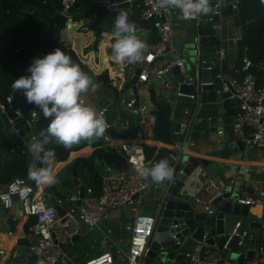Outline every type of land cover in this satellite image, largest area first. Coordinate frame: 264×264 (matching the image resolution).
Wrapping results in <instances>:
<instances>
[{"label":"built area","instance_id":"obj_1","mask_svg":"<svg viewBox=\"0 0 264 264\" xmlns=\"http://www.w3.org/2000/svg\"><path fill=\"white\" fill-rule=\"evenodd\" d=\"M73 2L74 0L63 2L64 8L60 14L65 16L66 21L60 34L64 32L68 22L72 20L73 14L68 9ZM236 3L237 1L234 0L232 4L234 9L236 8ZM174 14L173 9L167 11L158 9L156 0H142L141 18L150 22L158 40L150 46L144 54V59L140 61L144 66L137 75L136 87L145 85L153 77L157 83L167 90L166 92L175 91V105L179 99L191 101L194 105L193 112L190 113V109H187L184 110V114L191 115L190 119H192L193 123L200 124L205 121V129L210 131L214 127L216 134L221 137L224 130L221 126H214L215 113L211 114L209 112L206 115H201L200 113L204 105L213 106V104L202 103L197 91L193 93L181 92L179 90L180 83L171 85L172 81H170V78L172 76L166 75L170 68L169 64L164 63L157 69H152L151 67L157 57L164 56L166 53V46L171 40L172 25L176 19ZM197 18L198 16L194 19L182 20L191 22ZM93 39H95V36ZM241 40V31L239 27H236L231 41L240 47ZM196 42L197 38L191 43L192 57L200 56L203 63L212 61L215 58L225 59L226 51L224 48L211 50L205 56L201 53ZM67 46L73 49L71 45ZM240 48L242 50L241 59L243 64L238 71L243 72L242 77L238 78L232 76L228 71L220 70L215 76L220 80V89L217 92H230V99L238 98L240 100L239 111L234 115L232 123L235 139L242 142L243 148L256 147L264 149V81L258 84L257 76L250 70L251 68H257L264 72V62L254 64L248 57L246 48ZM176 63L177 65H182L180 60H177ZM212 68L213 66L206 67L208 70H212ZM184 83L193 85V77L186 74ZM211 84H213L212 80L201 82L199 87ZM199 91H201L200 88ZM10 98L11 96L7 97L9 102ZM120 102L122 109L133 116L143 117L147 113V106L136 101L133 95L128 98H122ZM0 109L3 110L2 105H0ZM14 111L17 116L22 118L24 125L28 126L29 129L35 126L37 111H31L29 117H24L18 110L14 109ZM99 111H103L105 114L107 109L102 107ZM107 124L111 127L110 122ZM129 124L128 119L122 121V127L125 130ZM33 137L37 138L36 135H29L30 142L33 141ZM101 140L104 145L114 147L121 154H124L126 167L114 168L110 165L105 166L104 173L101 176L102 182L99 196L92 197V190L88 187L85 188L86 195L81 199L79 206L77 201L80 198L77 193L68 197H57L53 202H49L43 193L38 192L32 184L21 177H15L4 190L0 191V206L3 209H11L15 204H18L20 214L25 215L27 218L30 216L35 218L34 223L26 233V237L31 242L30 247L37 252L38 258L35 264H80L74 261L72 257H68L66 255L67 252H63L62 248L71 243L73 236L81 235L82 226H85L88 231H100L103 239L113 248V251H102L88 258L83 264H116L117 259L123 264H167L146 262L149 251L148 239L153 233L155 219L153 215L141 213L138 209L141 196L149 190L152 183L147 178L141 177L136 169L138 167H150V165H154L160 160L154 157L147 159L142 144L134 139L127 137L117 140L116 137H112L105 132ZM175 144L178 146L179 152L187 155L188 150L185 149L184 143L175 141ZM168 157H171L172 161L177 160L172 153ZM201 170H203L202 167L196 168L190 173L189 178L194 179ZM112 172L115 173L114 176H110ZM194 189V202L208 212L211 211L212 201L224 193L223 187L213 179H208ZM256 193V196L241 197L238 202L245 205L260 202L264 214V184L256 188ZM63 205H66V208L64 213L60 214L58 208ZM122 206L129 207L132 212L131 220L123 226V229L128 232V237L124 243L127 246L126 251L113 241V229L106 224L110 212ZM243 235L248 239L251 237L246 232ZM118 243H122V240L119 239ZM4 254V249H0V258ZM14 255L15 251L11 252V257ZM183 256L186 258V264H235L228 259H221L219 253L213 250H206L202 257L199 256L197 250L184 251ZM248 264H264V262L256 258L248 262Z\"/></svg>","mask_w":264,"mask_h":264},{"label":"water","instance_id":"obj_2","mask_svg":"<svg viewBox=\"0 0 264 264\" xmlns=\"http://www.w3.org/2000/svg\"><path fill=\"white\" fill-rule=\"evenodd\" d=\"M136 3H142V0H74L68 11L74 13L80 11L82 17L90 18L89 28L94 30L95 39L93 41V49L97 50L98 42L101 39L102 23L105 17L113 16L116 11L129 8ZM212 11L207 15H199L194 21L189 22L187 34L178 51L173 50L168 44L165 49V55L157 57L156 60L164 61L169 64L167 76H172V83H180L179 90L183 93H193L197 91L198 97L202 103H211L215 108V127H222L224 133L218 138V143L223 148L213 151L214 155L228 156L230 153H237L243 150V144L236 140L233 135L232 123L233 117L239 111L238 98L230 99V92L219 93L220 80L215 77L219 71H228L233 73L242 67V50L239 47L237 51V59L232 66H228L225 59H213L212 61L201 62V57H192L191 43L197 38V46L202 50V46L217 45L220 42L221 31L224 28V19L230 18L233 25L239 27L237 11L240 4L237 2L236 8L232 7L234 0H210ZM46 19L54 25L53 39L60 41V32L64 27L66 18L63 14L55 16H47ZM177 60L182 65H177ZM144 64L139 65L132 73L129 80L124 83L123 89L130 88L138 101L136 80ZM213 66L212 70L206 67ZM193 68L195 74L192 75ZM186 74L194 79L193 85L184 83ZM213 81L211 85H203L199 87L201 82ZM201 91H199V88ZM16 91H12L14 96ZM165 96H169L171 106V132L173 141H180L185 144V149L192 152H198L201 142L212 144L208 136V130L193 128V121L190 119L186 123H176L173 121V112L175 107V91L165 92ZM0 129H4L12 138H15L26 151L27 157L33 161V156L29 150L30 129L24 125L20 116H17L14 109L10 106L7 98L0 97ZM99 110V108H97ZM105 120L109 123L107 113ZM143 127L140 129L142 132ZM106 132L112 137L116 133L111 127ZM124 157V154H121ZM177 158L172 161L171 157H167L169 165L174 169V177L172 180H165L156 188L155 197L152 198L155 203V225L152 235L148 239L149 251L146 259L147 263L159 262L167 264H186V258L183 251L187 246H194L200 257L206 250H213L219 253L221 259H228L235 264H243L252 261L256 255L252 250L245 249L248 246V238L243 235L248 227L260 228L262 223L250 221L248 217V205L240 204L238 200L241 198V192L235 178L225 184L222 182L224 193L212 201L211 211L208 212L200 208L193 199L187 189L192 182L189 178L191 172L196 168L202 167L205 172L211 174L217 172H226L223 164L212 163L210 159H201L179 151L172 152ZM152 165H150L151 167ZM152 181L151 177L147 178ZM85 194V186L79 187V200ZM16 199V197H15ZM19 210L18 204H15ZM18 215H16L17 217ZM0 220L6 222L12 231L17 223V218L11 217L8 212L0 207ZM79 235L73 236L71 243L62 248L63 252L67 250L77 241ZM31 242L26 237V232L22 231L15 241V255L11 258L12 264H35L37 261V252L32 249ZM261 251L264 252V238L261 242Z\"/></svg>","mask_w":264,"mask_h":264},{"label":"crops","instance_id":"obj_3","mask_svg":"<svg viewBox=\"0 0 264 264\" xmlns=\"http://www.w3.org/2000/svg\"><path fill=\"white\" fill-rule=\"evenodd\" d=\"M63 2H66L68 0H62ZM112 1V0H107ZM121 1V0H118ZM142 9V3H136L134 5H131L127 9L119 10L114 13L113 16L105 17L102 23V31H101V39L98 42L97 50H94L93 47V37H94V30L89 28L88 25H90V18L82 17L79 10H76L74 13H78L79 17H74L75 14L73 13L72 17V29L69 30V33L71 37L81 35L83 38V44L78 48V50L82 49V56H87L89 63L87 64L84 62V58L82 59L80 55L78 54V50L75 51L74 46L72 45V42L70 40H63L62 35L60 34V39H62V42H64V46L71 45L74 49L75 54L78 57V60L84 64L90 71H92L93 75H99L102 72L106 71L108 78L110 79L111 87L103 86L101 83H95L98 85L95 92H92L89 90L87 93L82 94L81 99L86 105L89 106H95L97 105V108L105 107L107 111V116L109 118V122L111 124V128L116 133V139L121 140L124 138H130L134 139L136 141H139L141 144H147L152 145L156 147V150L153 153V156L155 158L157 151L159 148H165L172 152L178 151V146L168 143H163L159 141H154L152 139L143 138L140 134L141 127L145 126V123L147 121L146 113L143 117L140 116H133L129 114L126 110L122 109L120 100L123 98H128L134 94L132 93L131 89H123L124 83L130 79L132 73L135 71V69L141 65L142 63L136 62L135 66L133 64H117L111 59V45L114 43V38L111 35L114 31L113 28V22L116 17L121 12H126L128 16L132 17H140L138 21H134L133 24L137 27L138 35H140L141 39L145 40V42L148 45V49L151 45H153V38H154V32L151 28V24L149 21H146L141 18L140 13L135 14L136 12H141ZM175 14L174 17L176 18L172 25V33H171V40H170V47L173 50L178 51L180 48V45L183 43L184 38L187 34V29L189 22L182 20L180 17L179 9H173ZM137 15V16H136ZM224 28L221 31V35L219 37L220 42L217 45H211V46H202L201 53L205 56L208 55V52L211 50L224 48L226 51L225 55V61L228 66H232L236 59H237V51L239 49V46L236 44H233L231 41V37L233 36L235 32L236 26L233 25L231 19L225 18L224 19ZM106 59V61H104ZM164 61L156 60L151 64L152 69H157L159 66L163 65ZM114 72V76L111 75V72ZM237 71H234L235 73ZM175 83L171 82V85H174ZM140 86V87H139ZM107 88L111 90V96L109 98L107 97ZM153 89L155 96L157 99H164L167 102L169 101V96H165L164 93L167 91L162 86L157 83L153 77L149 79V81L145 85H138L137 86V93L139 96L138 101L141 104H144L147 106V113L148 111H152L154 109V105L150 100L149 97V90ZM170 91V90H168ZM136 100V99H135ZM137 101V100H136ZM191 103V101H189ZM215 108L217 106H211V105H204L200 111L201 115H206L207 113H211L215 111ZM36 111H40L38 108ZM99 111V110H98ZM175 111V108H174ZM183 110L179 111V115L174 116L173 112V121L176 123H186V115ZM104 114V116H105ZM128 119L129 120V126L125 130L122 127V121ZM190 120V119H189ZM214 126L215 121H213ZM206 122H202L200 124L193 123V128L201 130L202 132L206 131L204 128L206 127ZM3 134L7 139H11L17 146L21 145L17 142L15 138H12L4 129H1ZM145 132V130H144ZM209 139L211 140L212 144H208L207 142H201L200 148L198 152H192L188 151L187 155L201 158V159H210L212 163L218 162L223 164V166L226 169V172H220L219 168L217 169V172H213L211 174H208L207 172L201 170L200 173L196 175L194 179H190L192 182L190 183V186H188V190L191 194V199L193 198L194 188L199 185L205 183L208 179H213L219 183V185L222 186V182L227 184L230 182L231 179L235 178L237 185H240L239 190L241 192V197L245 196H256V188H258L260 185L264 184V149L261 148H243L242 151H238L237 153H230L228 156H221V155H214L213 151H218L223 148V145L218 143L219 136L216 134L215 128L211 129L208 133ZM30 135H36L37 132L35 130V126L30 129ZM144 135V134H143ZM102 142L101 138H99ZM32 142V141H31ZM30 142V143H31ZM103 144V143H102ZM104 145V144H103ZM106 146V145H105ZM93 147L91 146H85L79 150L72 151L69 153V156L64 161H58L54 158L52 163V171L56 177V183L48 186V185H38L35 182V189L43 193L47 200L49 202H53L55 198L57 197H68L71 194L77 193L79 195V187L80 185H84L85 188H88L87 185H85V181L88 178L87 172L81 168L80 164L75 162V159L77 157H87L89 156L92 151ZM31 152V151H30ZM33 156V162L36 163V159L38 156V153L31 152ZM105 164H103L100 161L96 162V171L102 176L104 173ZM115 173L112 172L110 176H114ZM190 176V175H189ZM30 180V179H29ZM102 180V179H101ZM152 183L149 190L144 193L141 196L140 204L138 205V209L140 211V207L142 206V203L144 202L146 196H148L151 193V190H155L158 187L159 184L150 181ZM4 190V186H0V191ZM86 195V194H84ZM152 199V198H151ZM153 200V199H152ZM1 207V206H0ZM202 208L201 206H199ZM66 208V205H63L58 208V211L60 214L64 212V209ZM145 211L148 210L147 207L144 206ZM8 214L13 217L17 218V223L14 227V229L11 231L9 227L7 226L6 222L0 220V249H4L5 254L0 258V264H12V257L11 252L14 251L15 247V241L18 238L19 234L24 231L25 223L27 222L28 218L25 215H22L19 213V210L17 209L16 205L13 206V208L6 210ZM153 214L147 213V212H141L145 214L154 215L155 208L153 210ZM111 214V216H110ZM109 214V219L106 222V224L113 229V241L126 251V245L125 239L128 237V232H126L123 229V226L128 223L132 218V212L130 211L129 207L122 208V209H115L112 210ZM248 217L250 221H257L262 223L260 228L256 227H248L246 233L247 235H251V237L248 239V246L245 248L247 250H252L256 257L261 259L262 262H264V252L261 251V242L264 238V214L262 212V205L260 202H254L250 205H248ZM16 215H18L16 217ZM82 232L77 241L80 240V238L83 235V229H85V234L92 233L94 236L98 238L101 234L98 230L88 231L85 226L81 227ZM102 236V234H101ZM103 238V237H102ZM119 239L122 240V243H118ZM76 241V242H77ZM102 246L103 250L107 251H113V248L109 245L107 242L104 243ZM106 246V247H105ZM194 246L190 245L187 246V248L184 249V251H194ZM183 251V252H184ZM99 254V253H98ZM87 260V259H86ZM79 262V261H78ZM80 264H83L82 262H79ZM116 264H123L120 262L119 259H117ZM174 264H177L176 262ZM243 264H248L247 262H244Z\"/></svg>","mask_w":264,"mask_h":264},{"label":"trees","instance_id":"obj_4","mask_svg":"<svg viewBox=\"0 0 264 264\" xmlns=\"http://www.w3.org/2000/svg\"><path fill=\"white\" fill-rule=\"evenodd\" d=\"M236 1L240 4V9L237 11L239 29L242 34L240 47L246 48L247 55L254 64L264 62V4L261 3V0ZM63 8L62 0H0V97L7 98L11 96L13 81L22 75L29 74L27 73V68L33 58L43 57L57 47L69 55L72 61L78 64L82 71L92 78L94 83H101L103 86L112 88L106 71L99 75H93L78 60L77 55L70 46H64L62 41L53 39L54 25L46 17L60 14ZM138 13L141 12H136L135 14L138 15ZM139 18L128 16L131 23L138 21ZM72 27V22H68L62 39L70 40L75 51H77L84 42L81 35L71 37L69 30ZM157 40V35L154 32L153 44ZM78 52L80 57L85 59L84 62L90 64L88 57L80 54L82 49L81 52L80 50ZM250 70L257 76L258 84H261L264 81V72L257 68H251ZM111 75L114 76L113 70ZM231 75L241 78L243 72L237 71L231 73ZM149 97L154 109L146 113L147 121L143 138L168 144L175 143L171 132L170 103L164 99H157L153 89L149 90ZM10 106L18 110L24 117H29L31 111H36L37 109L33 104H29L23 94L18 91H16L14 96H11ZM187 109H190V113H192L194 105L189 100L179 99L175 105L174 116L179 115L180 110L184 112ZM190 117L191 115H186V122L189 121ZM49 122V119H46L40 111H37V119L35 121L37 138H40V132L46 130ZM85 146H91L94 150L87 157H77L75 162L80 164L81 168L87 172L88 178L85 181V185L91 188V196L97 197L100 194L102 180L96 171V162L100 161L114 168H124L126 167V160L119 151L114 147L103 145L100 139L81 141L71 148H65L55 143L45 147L53 148L55 150V159L64 161L70 152ZM142 146L146 158H152L156 147L147 144H142ZM170 153L171 151L168 149L159 148L155 158L158 160L167 159ZM40 155L38 154L36 159L38 167L41 166L39 164ZM33 163L27 157L25 148L22 145L17 146L11 139H7L0 129V186H4L5 189L15 177L24 178L35 186V181L28 178V167ZM34 221L35 218L33 216L28 217L24 226L26 233Z\"/></svg>","mask_w":264,"mask_h":264},{"label":"clouds","instance_id":"obj_5","mask_svg":"<svg viewBox=\"0 0 264 264\" xmlns=\"http://www.w3.org/2000/svg\"><path fill=\"white\" fill-rule=\"evenodd\" d=\"M261 3L264 4V0ZM156 7L163 11L179 9L181 19H194L213 10L210 0H156ZM113 28L111 59L117 64H134L144 59L148 45L138 35L137 27L129 22L126 12L116 15ZM27 73L15 79L11 87L21 92L25 100L50 121L46 130L40 132V138L33 137L28 145L31 152L41 154V166L30 164L28 178L38 185L51 186L57 182L52 171L55 150L45 146L55 143L71 148L81 141L99 139L109 125L103 111H97L81 99L89 90L95 92L98 85L61 48L33 58ZM136 170L141 177H151L157 184L174 177V169L167 159Z\"/></svg>","mask_w":264,"mask_h":264},{"label":"rangeland","instance_id":"obj_6","mask_svg":"<svg viewBox=\"0 0 264 264\" xmlns=\"http://www.w3.org/2000/svg\"><path fill=\"white\" fill-rule=\"evenodd\" d=\"M74 14H75L74 17L80 16L78 13H74ZM133 65L135 66V63ZM91 73H93V72L91 71ZM194 74H195V68H193V71H192V75H194ZM111 92L112 91L107 88L106 93H107L108 98H109V96L112 95ZM93 107H95L97 109V105H95V106L93 105ZM154 197H155V190L152 189L151 193L148 196H146L144 202L142 203V206L140 207V212H147V213L153 214V212H154L153 210L155 208V203L151 198H154ZM144 206L148 208L147 211L143 210ZM124 207L127 208V206H122L119 208L122 209ZM110 216H111V214H110ZM81 232H82V230H81ZM99 235L100 236H98V238L96 236H94L92 233H89L86 235L85 229H83L82 237L80 238L79 241L73 243V245L67 250L66 255L68 257H72L74 259V261H77V262L79 261V262L84 263L86 261V259H88L92 256H95L102 251H105V250H103L104 246H102V245L104 243H106V245H107V242L102 238L101 234H99Z\"/></svg>","mask_w":264,"mask_h":264},{"label":"bare ground","instance_id":"obj_7","mask_svg":"<svg viewBox=\"0 0 264 264\" xmlns=\"http://www.w3.org/2000/svg\"><path fill=\"white\" fill-rule=\"evenodd\" d=\"M144 130H145V126H143L142 132L140 133L141 136H143V134H144Z\"/></svg>","mask_w":264,"mask_h":264}]
</instances>
